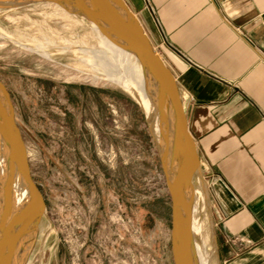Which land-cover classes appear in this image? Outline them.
I'll list each match as a JSON object with an SVG mask.
<instances>
[{"label":"rangeland","instance_id":"obj_1","mask_svg":"<svg viewBox=\"0 0 264 264\" xmlns=\"http://www.w3.org/2000/svg\"><path fill=\"white\" fill-rule=\"evenodd\" d=\"M104 51L53 5L0 8V79L47 209L28 264H174L160 157L141 103L107 79ZM204 223L220 264L213 213Z\"/></svg>","mask_w":264,"mask_h":264},{"label":"crops","instance_id":"obj_2","mask_svg":"<svg viewBox=\"0 0 264 264\" xmlns=\"http://www.w3.org/2000/svg\"><path fill=\"white\" fill-rule=\"evenodd\" d=\"M177 75L220 264H264V0H125Z\"/></svg>","mask_w":264,"mask_h":264},{"label":"water","instance_id":"obj_3","mask_svg":"<svg viewBox=\"0 0 264 264\" xmlns=\"http://www.w3.org/2000/svg\"><path fill=\"white\" fill-rule=\"evenodd\" d=\"M33 4L53 5L84 21L98 33L104 30L141 67L158 114L157 117L143 108L170 194L173 263L201 264L202 238L193 217L194 209L190 200L192 183L197 176L203 183L202 193L207 197L209 217L212 211L203 163L189 130L187 108L176 73L158 53L139 18L125 0H0V8ZM0 121L11 161L6 172V183L11 175H15L34 202L30 209L31 218L0 255V264H15L18 260L17 252L26 249L29 253L34 248L47 209L44 196L31 174L28 153L16 122L11 94L1 79Z\"/></svg>","mask_w":264,"mask_h":264},{"label":"bare ground","instance_id":"obj_4","mask_svg":"<svg viewBox=\"0 0 264 264\" xmlns=\"http://www.w3.org/2000/svg\"><path fill=\"white\" fill-rule=\"evenodd\" d=\"M98 34L103 38L106 50L111 53L107 55V52L104 51V58L103 56L101 57L103 58L104 65L108 68L107 79L118 83L141 103L146 112L154 113L158 117L153 95L147 86L141 67L110 34L104 30H101ZM90 52L93 51L90 50ZM10 165L11 161L5 145L4 131L0 121V255L10 240L27 224L31 218V205L33 206L34 204L15 175H11L9 182L6 183V172ZM202 187V180L197 176L192 183L190 200L194 209L193 217L202 238L200 261L201 264H211V257L206 255V250L211 245L210 239H212L213 244L214 236L211 234L210 237L209 235L208 240L204 237L206 227L204 218L208 215L209 210L207 197L202 193ZM32 251L33 249L28 253V250L22 249L20 252H17L18 260L15 264H28ZM212 252L216 254L214 247H212Z\"/></svg>","mask_w":264,"mask_h":264}]
</instances>
